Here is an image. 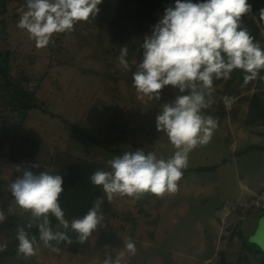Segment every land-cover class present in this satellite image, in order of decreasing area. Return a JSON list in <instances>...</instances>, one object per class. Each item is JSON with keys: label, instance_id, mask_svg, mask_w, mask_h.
<instances>
[{"label": "rangeland", "instance_id": "374dc122", "mask_svg": "<svg viewBox=\"0 0 264 264\" xmlns=\"http://www.w3.org/2000/svg\"><path fill=\"white\" fill-rule=\"evenodd\" d=\"M0 3L6 8L0 15V64L8 51L10 77L34 94L36 105L22 110L11 92H1L0 206L6 210L12 199L7 188L18 175L13 165L38 162L40 169L33 171L54 173L59 157L107 169L114 155L137 148L165 159L173 155L176 149L156 130L155 117L177 90L166 86L158 103L138 99L131 72L119 65L120 48L91 20L78 22L72 32L54 34L47 47L37 48L27 31L17 27L25 0ZM169 5L171 0L157 8L158 20ZM245 18L256 23L264 46V20L253 10ZM128 60L137 59L129 53ZM226 88L231 99H223L211 141L189 154L184 170L209 169L188 173L176 193L162 197L116 196L108 203L104 195L106 226L76 251L59 246L57 254L40 243L37 255L18 257L11 225L30 217L18 210L0 223V243L7 244L0 264H103L108 255L120 264H264V254L245 245L264 252V118L254 115L264 105V81L249 82L246 88L238 79L214 83L215 111ZM128 238L137 252L121 257Z\"/></svg>", "mask_w": 264, "mask_h": 264}, {"label": "clouds", "instance_id": "9594fccd", "mask_svg": "<svg viewBox=\"0 0 264 264\" xmlns=\"http://www.w3.org/2000/svg\"><path fill=\"white\" fill-rule=\"evenodd\" d=\"M102 3L103 0H25V6L19 9L17 27L27 31L37 48H44L54 34L72 32L78 22L96 19ZM252 8L249 0H175L150 33L144 35L140 60L130 63L129 47H120L119 65L131 72L138 99L158 103L166 86L177 90L172 101L160 104L155 117L156 130L166 134L176 150L167 159L155 152L145 153L143 148L114 155L107 161L109 171L97 170L90 176L91 183L102 188L108 203L116 196L139 199L145 193L157 197L176 193L183 170L188 167L189 154L207 145L218 127L219 118L206 111L216 103L214 80L231 79L238 69L245 85L257 79L264 81L260 75L264 70V46L244 23ZM259 15L264 20V8L259 9ZM12 169L18 175L7 188L12 197L7 209L0 206V223L18 210L30 213L26 225L16 228L18 257L37 255L40 243L59 254L61 243H73L69 231L83 245L106 226L101 210L105 199L97 198L86 214L69 221L60 203L65 191L62 175L33 171L40 169L38 162L13 165ZM51 217L57 221L55 229ZM33 227L38 229V238L28 231ZM124 248L121 257L135 256L137 248L131 238ZM6 250L7 244L0 243V252ZM103 264H120V259L113 260L108 255Z\"/></svg>", "mask_w": 264, "mask_h": 264}, {"label": "trees", "instance_id": "16d2710c", "mask_svg": "<svg viewBox=\"0 0 264 264\" xmlns=\"http://www.w3.org/2000/svg\"><path fill=\"white\" fill-rule=\"evenodd\" d=\"M167 0H103V3L99 6L101 8L100 13L96 19L90 20L106 33L112 41H114L120 48L123 45L129 47V53L135 56L137 60L142 58V48L143 37L145 34H149L151 28L159 20L156 17V10L158 7ZM175 0H171V5H174ZM193 3L200 2V0H192ZM253 12L260 17L259 9L264 8V0L260 3H251ZM5 6L0 3V15L4 13ZM260 19V18H259ZM261 20V19H260ZM262 21V20H261ZM245 26L250 30L251 34L255 37L257 41L260 42L258 37V27L256 23L251 18H244ZM261 43V42H260ZM0 51V56H1ZM264 76V70L260 73ZM238 79L240 84H244L243 73L241 70H234L231 79L227 80V83ZM221 80H214V83H220ZM249 85L244 84V88ZM2 91L11 92L13 97H15L19 103L22 110H29L36 107L33 103L34 94L23 87L20 82H15L9 73V52H5L4 64H0V101L4 100V96L1 94ZM231 92H228V88L224 89L222 92V99L217 102L215 111V104L211 109L206 110L208 114L215 117H219V110L223 112V98L229 97ZM230 98V97H229ZM252 108V107H251ZM258 113L256 115L258 118H264V105L258 106ZM255 116V117H256ZM256 117V118H257ZM103 167V165L96 162H81L72 163L67 159L59 157L56 163L55 171L53 174L63 175L64 178V189L65 191L61 194L60 203L62 209L65 211L66 219L69 221L73 218L81 217L87 213L88 209L93 206L97 198H102L105 193L99 186H94L90 181V176L97 170H108ZM209 168H192L183 170V177L192 171H201ZM182 177V178H183ZM52 226L55 229L57 221L54 217H51ZM26 225V222L21 224ZM17 226L13 223L11 225V231L16 233ZM28 230V229H26ZM31 235H36L38 238V229L33 227L28 230ZM68 235L72 238L73 243L68 245L66 243H61L59 246H72L73 250L76 251L80 246L77 241L76 234L69 231ZM18 244V241L14 242V247ZM245 245L249 247V251L252 253H262L256 250L252 244L246 243ZM17 248H15L16 250Z\"/></svg>", "mask_w": 264, "mask_h": 264}, {"label": "water", "instance_id": "95a60500", "mask_svg": "<svg viewBox=\"0 0 264 264\" xmlns=\"http://www.w3.org/2000/svg\"><path fill=\"white\" fill-rule=\"evenodd\" d=\"M120 137H121V135H120Z\"/></svg>", "mask_w": 264, "mask_h": 264}]
</instances>
